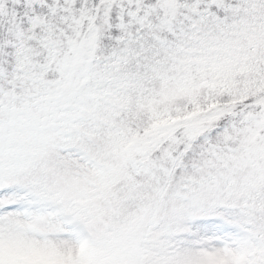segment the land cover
Here are the masks:
<instances>
[{
	"label": "snow or ice",
	"instance_id": "snow-or-ice-1",
	"mask_svg": "<svg viewBox=\"0 0 264 264\" xmlns=\"http://www.w3.org/2000/svg\"><path fill=\"white\" fill-rule=\"evenodd\" d=\"M0 264H264V0H0Z\"/></svg>",
	"mask_w": 264,
	"mask_h": 264
}]
</instances>
